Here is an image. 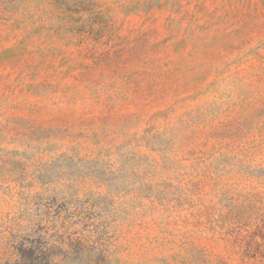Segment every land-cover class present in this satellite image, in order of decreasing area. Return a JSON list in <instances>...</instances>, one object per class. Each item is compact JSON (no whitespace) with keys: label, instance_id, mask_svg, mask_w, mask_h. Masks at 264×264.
<instances>
[{"label":"rangeland","instance_id":"374dc122","mask_svg":"<svg viewBox=\"0 0 264 264\" xmlns=\"http://www.w3.org/2000/svg\"><path fill=\"white\" fill-rule=\"evenodd\" d=\"M24 236L264 264V0H0V264Z\"/></svg>","mask_w":264,"mask_h":264},{"label":"trees","instance_id":"16d2710c","mask_svg":"<svg viewBox=\"0 0 264 264\" xmlns=\"http://www.w3.org/2000/svg\"><path fill=\"white\" fill-rule=\"evenodd\" d=\"M29 238L30 236L22 237L21 242L13 247L16 255L10 264H41L39 258L35 256L36 253L39 254L41 251L40 242H36L34 246V241H29Z\"/></svg>","mask_w":264,"mask_h":264}]
</instances>
